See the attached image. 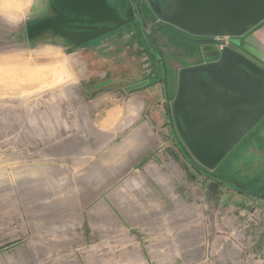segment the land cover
<instances>
[{
    "label": "rangeland",
    "instance_id": "374dc122",
    "mask_svg": "<svg viewBox=\"0 0 264 264\" xmlns=\"http://www.w3.org/2000/svg\"><path fill=\"white\" fill-rule=\"evenodd\" d=\"M47 2L0 0V264H264V115L213 170L175 136L177 148L165 119L156 157L130 162L124 132L102 120L114 82L149 69L161 80L165 65L175 86L192 60L173 52L186 43L148 38L168 66L136 22L91 40L97 48L27 36Z\"/></svg>",
    "mask_w": 264,
    "mask_h": 264
},
{
    "label": "water",
    "instance_id": "95a60500",
    "mask_svg": "<svg viewBox=\"0 0 264 264\" xmlns=\"http://www.w3.org/2000/svg\"><path fill=\"white\" fill-rule=\"evenodd\" d=\"M162 1H166L163 9L158 1L151 2L153 12L159 19L198 36H229L231 43L237 46H241L242 34L264 19V0ZM49 3L60 12L71 8L76 16L44 18L27 26V36L53 27L54 24L61 25L64 21L115 22L112 27L98 28L94 34L88 30L95 27L89 26L84 27L85 31L73 32V38L77 39L75 41L83 44L132 19H121L117 10L106 0H50ZM81 13L88 14L91 18H78ZM143 34L147 44L151 46L144 29ZM162 75L166 86L164 68ZM177 77L178 89L172 102L165 91L164 104L169 130L175 139L170 117L172 112L178 125L177 130L191 156L206 169L213 170L235 143L264 115V69L236 49L227 46L223 48L218 61L183 67ZM241 106L249 109L241 110ZM175 143L182 151L176 139ZM190 165L199 171V167L193 162H190ZM201 173L237 192L263 199L261 196L217 181L214 176L204 171Z\"/></svg>",
    "mask_w": 264,
    "mask_h": 264
},
{
    "label": "crops",
    "instance_id": "0c3cea01",
    "mask_svg": "<svg viewBox=\"0 0 264 264\" xmlns=\"http://www.w3.org/2000/svg\"><path fill=\"white\" fill-rule=\"evenodd\" d=\"M240 38L241 46L239 48L242 53L264 68V19L246 33H243ZM115 61L109 62V68L123 73L129 70L126 63ZM101 62V65H99L100 60L94 61L95 64L98 63L97 67L106 66L103 61ZM136 76L141 80L136 81L134 78ZM134 77L133 75L129 78L121 77V79L114 82L117 86L115 90L117 96L113 98L115 102L113 101L114 103L112 102L110 107L105 109L102 120L104 124H111L114 128L118 127L119 131L124 132L126 144L123 147L128 150L124 152L123 156L128 153L129 156H132L129 159L130 162L132 160L139 162L140 159L151 157V155L156 157L157 139L155 130L157 126L163 124L164 119L167 120V114L166 104H164L166 102L164 83L162 79L157 78L154 70L149 69L145 77L139 75ZM135 85L141 88L137 89ZM169 85L171 86V81ZM173 140V143H175L174 138ZM146 148L150 149L149 152L144 153L142 155L144 157L140 156V150Z\"/></svg>",
    "mask_w": 264,
    "mask_h": 264
},
{
    "label": "flooded vegetation",
    "instance_id": "af4514ba",
    "mask_svg": "<svg viewBox=\"0 0 264 264\" xmlns=\"http://www.w3.org/2000/svg\"><path fill=\"white\" fill-rule=\"evenodd\" d=\"M107 3L115 8L117 10V13L119 15V17L123 20H126L128 18H132L131 21L129 22H136V26L138 31L140 32V34L142 36H144L143 34V29L145 30V33L147 35L146 38H150L152 40V42H156L155 39L153 38L155 35H157L159 32H161L162 34H165L168 36V38L170 37H174L176 39H178V41H183L186 43L185 49H183V54L182 55H176L175 52H173V55H175L177 58L180 57V59H186V61H190L192 60L189 64L183 66V67H189V66H195V65H200L203 63H214L215 61H218L220 54L223 50V48H226L227 46H230L231 48L236 49L237 51H239L241 54L242 51L240 50L239 46L234 45L233 43H231L230 39L228 41V43H226V45L224 44L222 46V48L218 49L217 47V41L218 40H222V38H218L216 39L215 36H209V35H197V34H193V33H189L183 29H180L172 24H169L166 21H163L161 19H159L156 15L155 12H153L154 10L151 7V2L152 1H158L160 3V7L161 9H163V5L166 3V1H162V0H106ZM50 0H48V12L46 15H43V17H41L40 19H38L37 21H35L34 23L44 19V18H48V17H63L64 15H66L69 18H74L76 15L75 11L70 9H67L66 12H60L59 10H57L51 3H49ZM150 9V11L155 15V18H151V15H148V18L150 19V23L148 24L147 20H146V16L144 17L145 20L142 21V10H148ZM78 16V15H77ZM140 19H139V17ZM78 18L83 19V20H88L91 18L90 15L88 14H80L78 16ZM142 18V19H141ZM145 21V22H144ZM127 22V23H129ZM31 23V24H34ZM106 24L105 27H112L113 25H115V22L113 20H103V21H96V22H88V21H64L61 23V25H56L54 24L53 27H48L45 28L44 30L32 35V37H48V38H53V39H61L64 42L68 43L69 45H73V46H83V45H88L91 46L93 48H97L99 44H92L91 40L93 39H97L102 37L101 36H97L91 40H88V42L83 43V44H79L77 43V39H74L72 36L73 32H78L80 31H85L86 29L84 27H95V29L93 30H88L90 32H92V34H94L95 32L98 31V28L102 27L103 24ZM29 24V25H31ZM149 26V29L146 28V25ZM28 26V25H27ZM27 28V27H26ZM116 28H114L113 30H115ZM112 30V31H113ZM104 35V34H103ZM145 38V36L143 37ZM171 39V38H170ZM146 42V41H145ZM154 49H156V55L159 56L158 58L156 56L155 59L156 61L160 64L161 62H164L163 64H168L169 66V61H165L163 59V55H161L159 48L154 47ZM244 55V54H243ZM245 56V55H244ZM168 60V59H167ZM254 62V61H253ZM255 63V62H254ZM164 70H165V76L164 78H166L165 80V84L166 86H164V91L167 92V89H169L170 93L174 92V96L172 98H169V101L172 102L176 96L177 90L178 89V72H177V79L175 82V86H170L169 82L171 81V78L169 77L170 74H168L167 71V66H163ZM166 68V69H165ZM264 69V68H263ZM163 76V75H162ZM161 76V78H162ZM206 79V78H205ZM163 81V78H162ZM207 81L209 82V80L207 79ZM164 83V82H163ZM167 96L168 92H167ZM245 109L248 110L249 108H245V106H241V110ZM228 111V108H227ZM167 114V113H166ZM171 120H172V127H173V133L176 137L179 138V140L181 141V143H183V140L179 134V130H177L178 125L173 117V114L171 112ZM261 119V118H260ZM259 119V120H260ZM258 120V121H259ZM175 137V138H176ZM185 145V144H184ZM197 161V160H196ZM198 162V161H197ZM198 164L203 167V169H206L203 165H201L199 162ZM199 171H197L198 173L202 174L201 171L206 172L205 170L198 168ZM208 170V169H206ZM207 173V172H206ZM209 174V173H208ZM212 176V175H211Z\"/></svg>",
    "mask_w": 264,
    "mask_h": 264
},
{
    "label": "built area",
    "instance_id": "2783aa9c",
    "mask_svg": "<svg viewBox=\"0 0 264 264\" xmlns=\"http://www.w3.org/2000/svg\"><path fill=\"white\" fill-rule=\"evenodd\" d=\"M216 37V39H218V38H222V40H218L217 41V47H218V49H220V48H222V46L225 44L226 45V43L229 41V39H230V37L229 36H215Z\"/></svg>",
    "mask_w": 264,
    "mask_h": 264
}]
</instances>
